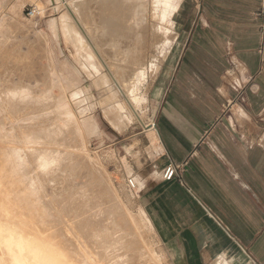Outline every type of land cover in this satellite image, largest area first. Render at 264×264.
<instances>
[{"label": "rangeland", "instance_id": "rangeland-1", "mask_svg": "<svg viewBox=\"0 0 264 264\" xmlns=\"http://www.w3.org/2000/svg\"><path fill=\"white\" fill-rule=\"evenodd\" d=\"M37 1L43 11L33 19L27 13L36 8V0H0V152L5 163L54 216L57 225L46 226L48 232L72 226L99 264H184L179 260L182 252L169 241L174 234L164 226L177 211L176 189L167 182L158 201L159 186L166 181L158 139L148 125L155 113L154 100H159L169 78V71L162 76L163 70L173 64L170 58L180 44L173 17L162 29L151 18L146 0L144 24L128 35L121 26L118 31L112 28L108 41L113 50L105 53L74 7L86 0ZM116 1L89 0V11L115 16L122 11ZM132 4L129 10L133 13L136 4ZM112 7L117 10L113 12ZM63 16L92 50L95 61L91 64L96 66L88 63L89 56L77 54L64 36L60 27ZM53 20H57L58 36L49 27ZM101 20L105 21L104 16ZM87 86L92 88L87 96V118L94 117L100 130L89 136V154L83 159L75 129L52 121V109L43 101H52L61 96V90L70 89L64 98L68 103L75 92L71 89L80 87L85 95ZM16 178H8L15 192ZM136 178L142 183L138 191L129 183L132 180L138 187ZM183 235L187 263L201 264L190 232ZM64 242L75 248L67 237ZM238 258L237 251L224 260L238 264ZM221 259L216 257L211 264ZM247 264L253 263L247 260Z\"/></svg>", "mask_w": 264, "mask_h": 264}, {"label": "crops", "instance_id": "crops-1", "mask_svg": "<svg viewBox=\"0 0 264 264\" xmlns=\"http://www.w3.org/2000/svg\"><path fill=\"white\" fill-rule=\"evenodd\" d=\"M177 5L180 44L148 124L163 171L184 165L181 180L158 190L159 201L171 182L178 197L169 241L184 264L185 231L201 264L237 251L238 264H264V0Z\"/></svg>", "mask_w": 264, "mask_h": 264}, {"label": "bare ground", "instance_id": "bare-ground-1", "mask_svg": "<svg viewBox=\"0 0 264 264\" xmlns=\"http://www.w3.org/2000/svg\"><path fill=\"white\" fill-rule=\"evenodd\" d=\"M116 2L120 6L119 9L122 11L119 12V10L115 12V16H111L112 14L93 13L91 12L92 10L89 11L91 7V2H89V0L84 1L83 3L85 4L81 3L74 5L76 11L82 15L80 16L83 17L84 23L90 26L89 29L92 28L90 31L93 39L105 53H111L113 50V44H110L108 41V39L112 37V28L118 31L121 26L120 29L124 28V33L126 32V34L130 31H138L139 27L144 24L147 18L146 0H117ZM175 2L176 0H149L150 16L154 22H159L164 30L166 28L165 24L175 15L173 11ZM132 3L136 4V11H133V13L129 10V6L133 5ZM35 4L37 12L43 11V5L40 1L36 0ZM112 8L114 9V7ZM115 10L117 9L112 11L114 12ZM88 13H90V17ZM103 16L106 22L101 20ZM16 17L20 18L17 13ZM112 17L115 18L113 19ZM60 22V27L64 36L73 44L76 53H80L84 57L89 56L88 63L90 64L95 61L92 50L86 45L84 40L77 37L76 32L69 24L68 17H61ZM132 22H134V24H132ZM49 25H51L49 27L53 29L55 35L58 36L59 28L57 27V20L51 21ZM162 25L165 26L163 27ZM134 26H137V28H133ZM91 65L96 66L95 64ZM87 69L88 67L86 70ZM48 78L52 85H54V78L50 76V73H48ZM99 79L95 82L102 85L103 82H100ZM68 90L70 91V89ZM68 90H61V96L58 93L60 97H54L52 101L48 98L43 101V104L47 105V109H52V113L50 112L53 115H50L51 118L53 117L52 121H62L63 124L69 128L75 129L78 140L81 142L78 143V146L81 144V150L79 151L84 159V157L87 158L89 154V136L98 134L100 130L94 117L91 119L87 118L90 113L87 96L91 94L92 88L87 86L85 90L83 89L85 95H83L80 87L71 89L75 90V92L70 96L71 101L65 103L64 98H66ZM79 105H82L83 108L79 109ZM117 106L125 110L124 106ZM5 160L0 152V253L2 264H69V262L73 264L74 262L72 260L70 261V257L71 259L75 258L78 263L81 261L83 264H99L93 250L89 245L82 243V237L75 233L72 226L70 229L64 228L58 231H54L55 229L53 228L54 230H52L51 228L52 231L50 232L52 233L48 232L49 227L46 226L57 225L54 216L46 210L36 196L33 195L32 191L26 189L21 179L14 177V170L5 163ZM9 177L16 178L13 182L15 184L14 186L18 187L17 192L11 188L10 184L12 181H8ZM135 182L138 185V187L135 186L138 191L142 183L139 178H136ZM65 223L67 225L68 222ZM66 237L75 243V248L67 246L64 242ZM149 249L150 248H148V250Z\"/></svg>", "mask_w": 264, "mask_h": 264}, {"label": "built area", "instance_id": "built-area-1", "mask_svg": "<svg viewBox=\"0 0 264 264\" xmlns=\"http://www.w3.org/2000/svg\"><path fill=\"white\" fill-rule=\"evenodd\" d=\"M28 17L30 18H37L38 12L35 8L28 10L27 13ZM184 165H177V164H170L168 165L165 170L163 171V179L165 181H173V180H181L182 173H183ZM130 186L132 189L135 188L134 183L132 180L129 181Z\"/></svg>", "mask_w": 264, "mask_h": 264}]
</instances>
